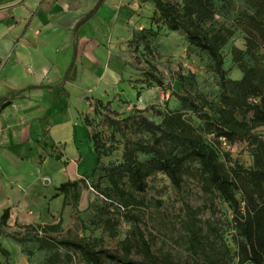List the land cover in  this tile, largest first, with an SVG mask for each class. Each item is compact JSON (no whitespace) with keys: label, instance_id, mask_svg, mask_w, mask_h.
I'll use <instances>...</instances> for the list:
<instances>
[{"label":"rangeland","instance_id":"rangeland-1","mask_svg":"<svg viewBox=\"0 0 264 264\" xmlns=\"http://www.w3.org/2000/svg\"><path fill=\"white\" fill-rule=\"evenodd\" d=\"M216 8V15L208 26L226 38L221 45L226 77L239 79L242 71L234 59V50L243 52L241 57L245 66L254 63L252 57L245 53L241 14L247 4L244 0H218ZM133 14L134 31L139 40L127 45L133 67L131 75L126 77L129 87L123 89V93H117L99 114L93 115L90 111L89 115L88 129L99 135L110 153L101 157L94 176L79 183L77 201L72 193L62 208L60 195L48 198L43 204L23 206L12 212L8 225L1 227L0 241L9 256L5 258L0 254V264H89L76 249L61 245L53 249L40 247L41 240L52 238H85L98 247L110 248L135 259L157 257L177 264H238L233 208L219 192L207 186L196 162H188L180 187H175L165 174L157 172L147 178L146 189L140 192L130 186L125 176H121L122 196L113 189L106 175L104 168L123 161L127 139L152 141L151 134L142 130L137 121L144 116L161 123L162 117L153 112L154 108L163 112H179L200 128L205 140L216 147L227 170L233 165L240 166V172L252 168L256 142L264 141V127H259L244 140L217 142L214 133L207 130L204 121L190 107L194 99L201 111L216 116L221 89L220 80L212 70V62L205 53L189 46L183 32L167 29L152 0H135ZM140 36L147 38V47ZM255 56L264 60V45L256 49ZM155 77L161 78V85L155 82ZM88 94L86 99L92 108L95 99L91 93ZM249 116L250 113L247 114ZM72 152L68 148V153ZM149 157L150 154L137 151L140 161ZM47 169L52 181L48 180L44 189L50 196L54 191L56 193L54 185L60 184L65 176L51 164ZM235 195L243 206L244 194L236 190ZM111 200L125 207L122 209ZM60 217L62 224L57 232L44 234L23 227L26 224L55 223ZM195 233L200 234L203 242L200 251L191 247ZM106 264L118 263L107 259Z\"/></svg>","mask_w":264,"mask_h":264},{"label":"crops","instance_id":"crops-1","mask_svg":"<svg viewBox=\"0 0 264 264\" xmlns=\"http://www.w3.org/2000/svg\"><path fill=\"white\" fill-rule=\"evenodd\" d=\"M134 2L0 0V213L51 199L50 164L62 182L94 172L86 97L107 102L129 87Z\"/></svg>","mask_w":264,"mask_h":264},{"label":"trees","instance_id":"trees-1","mask_svg":"<svg viewBox=\"0 0 264 264\" xmlns=\"http://www.w3.org/2000/svg\"><path fill=\"white\" fill-rule=\"evenodd\" d=\"M216 1L218 0H152V4L167 29L183 32L189 46L205 53L212 62V70L220 80L221 89L215 109L216 116L213 117L209 112L201 111L194 99L190 102V107L193 113L204 121L207 130L214 133L217 142H234L249 138L256 128L264 127V60H259L255 56L256 49L264 45V0H244L247 8L241 17L244 20L245 53L252 57L254 63L245 66L241 57L243 52L235 49L234 59L239 63L242 76L233 80L226 77L227 71L224 68V56L221 52V45L226 42V38L220 35V31L210 30L208 26L216 15ZM94 13L95 10L87 14L86 18ZM140 37L145 40V47H147V38ZM138 40V37L133 39L131 44ZM149 66L153 68L152 65L149 64ZM154 80L158 85L162 84L161 78L155 77ZM179 97L182 100L186 99ZM109 102L94 100L93 115L99 114L102 107L107 106ZM153 112L162 117L161 123H156L144 116H140L137 121L142 130L151 134L152 141L127 139L123 150V161L104 168L113 189L120 196L124 195L119 182L120 177L125 176L134 190L143 192L147 186V178L157 172L165 174L175 187H180L188 162H196L207 186L219 192L233 208V220L237 230L238 264H264V141L256 142L252 168L240 172L242 168L233 165L227 170L219 159L214 144L208 143L201 129L184 118L181 113L163 112L157 108H154ZM249 113L250 116L247 117ZM239 115H241L240 118ZM89 117V115L83 117L87 127ZM89 137L96 153L95 170L88 176L92 177L100 166L101 157L109 154L110 150L100 141L97 133L89 130ZM137 151L150 154V157L140 161L137 158ZM55 159L60 160L61 155L55 154ZM86 178L61 182L52 198L62 195V208L67 205V199L72 193L75 194L77 201L79 183ZM237 180L239 182L241 180L240 184L243 183V186L239 185ZM236 190L244 194L243 206H240L236 198ZM113 203L122 209L125 207L120 202ZM10 216L9 208L0 213V235L1 227L8 225ZM61 224L60 217L55 223L26 224L23 227L29 231L47 234L59 231ZM59 245L78 250L89 264H106L107 259L118 264H177L157 257L131 258L110 248L98 247L85 238H52L40 241L41 248L53 249ZM202 246L200 234L195 233L191 247L194 251H200ZM0 254L5 258L9 256L8 250L1 241Z\"/></svg>","mask_w":264,"mask_h":264}]
</instances>
